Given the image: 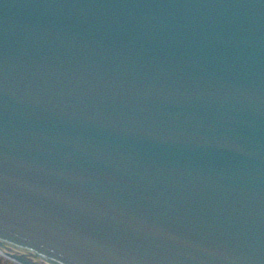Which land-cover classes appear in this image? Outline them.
Masks as SVG:
<instances>
[{
  "label": "water",
  "instance_id": "1",
  "mask_svg": "<svg viewBox=\"0 0 264 264\" xmlns=\"http://www.w3.org/2000/svg\"><path fill=\"white\" fill-rule=\"evenodd\" d=\"M49 1V0H48ZM137 3V0H132ZM148 1V0H145ZM158 3L163 2L164 0H156ZM42 3V2H40ZM81 3V5H80ZM47 6L42 8L41 11H38L34 15V21H30L29 19H22L19 21H15L18 25H24L28 28H33L34 31L40 30L38 25L43 23V13L47 11H55L61 13V21L58 22L59 26H62L66 22H70L71 25H80L83 23V20L86 18V14L90 12H95V10L100 9L96 8L94 4L90 1H82V0H55V2L46 3ZM179 5V3H177ZM185 4V3H184ZM210 4V3H208ZM35 5V2L25 6L23 13H26L31 6ZM73 8H78L77 13L72 14ZM21 11V10H20ZM138 12H147L146 9L138 7ZM259 21L261 20V24H264V16L261 18H257ZM53 20V19H51ZM10 21V20H8ZM0 25V58L6 56L1 64V71H5V69L9 66L13 67L18 72L17 76L14 77L12 74H5L4 76L0 75V99H2L3 103V115L1 118H6L5 113H8V116H12L13 114H25L23 117L25 119L30 118H37L41 115V113H45L47 111H51L55 108V112L53 114V118L55 122L53 124L54 131L56 134L59 135L61 133H65L61 129V125H66L67 130H70L73 127H82L85 128V125L92 124L94 121L93 119L86 117L85 114H79L74 116L70 109L68 110V100L71 97V87L75 84V79L78 80L79 78L73 77L77 72L75 67L85 65L87 69H92L90 67V63L87 62V59H83L80 57V51L89 49L93 50L92 45L94 43H98L101 41L105 43L104 39H95L93 35L98 34V30H90L87 28L86 31L81 33H75L71 35L69 38V45L66 46V42L60 36L62 33H65V29H61L57 32L60 34L59 41L57 44L62 47L59 50L51 51V53L46 52L42 56L38 57L36 62L41 66L37 72H40L45 69L46 65L49 68V71L54 69L62 68L64 71L70 76L68 80H65L63 85L60 86L59 90H55L52 87L50 92L51 95L59 99V93H63V97H61V101L52 100L48 101L39 100L36 96L32 95L30 91H22L19 89H14L12 86L16 78H23L26 79V73L31 70L33 67V61L28 59L29 51L26 49V45L30 42H34L37 40H42L45 37V34L37 33L30 35L29 37L19 36L18 31L11 30V26H4ZM95 31V32H94ZM189 35V36H188ZM32 36V37H31ZM199 36H202L200 32L191 30L190 33L186 35L187 39L183 40L184 45L182 42L177 44V47L184 48V53H186L189 47L193 45L195 47L196 43L198 42ZM154 37V36H153ZM152 35H140L137 39L132 37H116L114 40L111 41L109 54L114 53L118 49H122L121 51L123 54L126 55V59L128 60L129 53H137L140 52L147 55V50L149 47L155 44V40L153 39ZM189 37V38H188ZM206 38L203 36L201 40H205ZM253 40V39H252ZM196 42V43H195ZM128 52H127V51ZM121 55V54H119ZM172 51L169 52L168 58H171ZM26 66L19 63L22 59H25ZM1 60V59H0ZM87 60V61H86ZM50 61V62H49ZM1 63V61H0ZM115 66H117V61L112 60V57H108L105 61L104 65H102L103 69L109 70L107 73H110L107 77H104L102 81H99V84L102 86L99 88V94L93 95L90 97V94H83L81 100H92V104L97 107L99 113L103 115L104 118L108 120V122L112 125V127H117L121 122L125 121V118H130L129 116L117 119L112 115L114 110H110V106L106 105H99L102 101L105 103L109 102L110 99L107 93L104 91V88H107L108 82L106 80L115 79V83L117 81H122V79L118 80L120 77L118 74L112 76V71L115 70ZM27 67L25 70H21L22 68ZM257 67V68H256ZM256 67L252 71V73H258L261 71L259 79H253L252 81L243 80L242 84L249 86L251 88H256L259 90H264V26L261 27V65L259 62L256 63ZM256 69V70H255ZM33 70V69H32ZM73 70V72L71 71ZM69 72V73H68ZM52 74V73H51ZM87 75V74H86ZM85 75V76H86ZM2 76V77H1ZM84 78V77H83ZM101 77H99L100 80ZM23 79H18L20 82L24 84V87L28 82H24ZM126 79L125 77L123 78ZM117 84V83H116ZM123 81L121 87L123 88ZM129 85V84H125ZM179 89H175L171 94V98L173 99L172 102L177 101V97L181 95L180 90H182L184 85H180ZM22 93H27V98H32L33 106H30L29 100L28 102L25 101L26 96H19ZM154 95V93H152ZM85 96V97H84ZM264 99V94L261 95ZM48 98V97H47ZM63 99V100H62ZM238 104V101H235ZM264 102V101H263ZM92 104H86L83 106L81 110H85L86 108H91ZM211 109H205L208 106H211ZM202 104L198 108L194 109L189 116H180V119H176L177 126L168 122L167 126L172 130L175 134H180L182 136H187L188 139H191L189 142L184 143H174L171 141L170 143L165 144V141H158L155 147L150 148L147 146L145 149V155L147 156L148 160L144 164L147 163L154 164V169L149 170V173L144 176V178H140L139 182H133V192L135 193V198L141 200L143 197L144 190L141 188H147L150 184L151 187H158L159 184L164 185L166 188L169 189H180L183 191L184 194H191L186 195L185 199L188 198L187 204L185 200H180L179 202L175 201L172 207L171 218H166V213L160 216L159 211L162 209H158L153 213V221L154 223L160 222L159 225L151 224V227H155L159 229L160 227L165 232H170L171 238L176 236H186L187 239H191L187 246H193V249L200 250L202 248H206L209 243H218L216 248H219L221 242L220 240H230L235 239L238 240L241 238V235L238 237L235 236H214L209 233V229H206L210 226V219H216L218 217L217 210L220 211L219 215H223L220 219L221 224H224L226 221H230L233 224V228H236V224L242 215L251 216V218H244V224L247 226L249 222L255 231H260L261 228V242L259 245L261 246V250L257 251V257L253 256L249 259L247 264H264V104L261 107V113L252 111L249 113L248 110L242 113L240 119H235L234 121L224 122L223 116L231 110V114L234 113V107L236 104H233L232 107L229 105L226 109H222V112L217 111V102ZM215 104V105H214ZM217 104V105H216ZM220 107H224L227 105V102L223 104H219ZM61 106H66L67 110L65 111L63 116H59L62 114L60 112ZM238 106V105H237ZM99 108V109H98ZM57 109V110H56ZM156 112V111H155ZM181 111H177V114H181ZM115 113V112H114ZM59 116V117H57ZM259 116V118H256ZM14 117V116H12ZM252 118H256L257 121L252 123L250 121ZM16 119V118H15ZM191 119L194 122H191ZM167 121V120H166ZM180 123V125H179ZM94 129L92 132H96L97 128H99V124H96V121L93 124ZM18 120H15L13 124V128L18 127ZM91 128V127H90ZM13 130V129H11ZM188 131V133H186ZM14 132V130H13ZM69 133V131H68ZM45 136V139L42 141H37V147L41 146L43 148L44 144L49 142L48 134L42 132ZM94 134V133H93ZM93 134H80L78 136H72L73 143L77 140L80 141H92L94 140L92 135ZM103 141L109 143H117L122 142L124 146L133 145L134 149L136 148L137 152L141 149L142 143L144 142H137L136 140H119V141H112L110 138L105 135L103 136ZM112 137V135L110 136ZM108 138V139H107ZM197 140L200 141V145L196 144ZM189 143L191 146H189ZM11 144L9 141L5 142V145ZM194 145V146H193ZM27 148V144L23 145ZM59 150L61 153L66 155V153L70 154L71 152L68 149H64L61 145L59 146ZM167 147V148H166ZM193 147V154L198 153L196 158L191 159L187 156V153L192 150ZM78 148V147H77ZM74 148V149H77ZM39 149V150H41ZM73 150V148H70ZM134 157H140V153H135ZM173 154H177L174 155ZM106 158H110L111 155L99 151V156H103ZM187 157V158H186ZM83 158V155L77 156L75 160ZM184 159V161L182 160ZM186 159V161H185ZM190 161V162H189ZM121 162V161H120ZM169 162V165L172 163H181L175 168H169L166 172L163 173V168L159 165V163ZM189 162V163H187ZM187 163V164H186ZM12 164V163H10ZM3 169V167H2ZM103 177V176H102ZM99 176L100 179H104ZM150 180V183L147 181ZM153 183V184H152ZM133 193V194H134ZM202 195V198L200 196ZM200 195V196H199ZM148 206L156 203L153 200L147 199ZM179 203V204H176ZM7 204V203H5ZM127 204H132V202L127 201ZM168 205V204H166ZM261 208V212L257 209V207ZM160 207L164 208V205H160ZM134 208V207H131ZM205 209L207 214H205V218L207 220L204 222L203 220L196 219V213L202 212V209ZM231 209L229 212H222L221 209ZM136 209H133L135 211ZM145 209L143 214L146 213ZM224 210V209H223ZM18 216H25L23 209H14ZM258 211V214L255 213ZM139 215L138 218L133 217L127 218L124 220L127 226H129L130 231H137L140 228L148 227L149 225L148 218H144L140 215L139 212L136 211ZM160 217V219L156 218ZM29 217V216H25ZM183 217L186 218V221L182 222ZM155 218V219H154ZM210 218V219H209ZM45 227L48 225L47 222L43 221ZM101 227V225H99ZM245 228V227H244ZM251 228V230L253 229ZM179 229V230H178ZM246 229V228H245ZM128 230V229H127ZM178 230V232H176ZM193 234V238L189 232ZM118 229L114 232L117 236ZM202 235L201 239L198 240L199 235ZM111 235V233L109 234ZM247 236H252L251 232L246 233ZM14 237V236H10ZM204 237V238H203ZM176 238V237H175ZM194 239V241H192ZM242 239V238H241ZM179 242V243H178ZM25 246L26 244L22 242ZM178 243V245H177ZM114 244V243H112ZM10 245V244H9ZM173 249L180 250L185 244L176 240L174 243L171 244ZM0 248L11 250L10 247L7 246V242L0 240ZM110 249V248H106ZM223 251L228 255L231 249L229 248V243L224 242ZM136 253L141 254L142 249L137 247L134 249ZM235 252V251H234ZM27 253L20 254V257L25 259H30Z\"/></svg>",
  "mask_w": 264,
  "mask_h": 264
},
{
  "label": "rangeland",
  "instance_id": "2",
  "mask_svg": "<svg viewBox=\"0 0 264 264\" xmlns=\"http://www.w3.org/2000/svg\"><path fill=\"white\" fill-rule=\"evenodd\" d=\"M0 264H15L0 254Z\"/></svg>",
  "mask_w": 264,
  "mask_h": 264
}]
</instances>
